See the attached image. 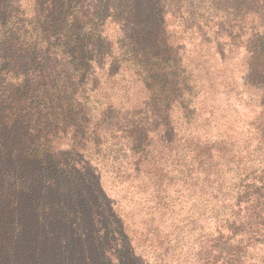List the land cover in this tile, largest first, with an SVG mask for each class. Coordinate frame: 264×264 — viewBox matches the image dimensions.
Segmentation results:
<instances>
[{
    "label": "trees",
    "instance_id": "trees-1",
    "mask_svg": "<svg viewBox=\"0 0 264 264\" xmlns=\"http://www.w3.org/2000/svg\"><path fill=\"white\" fill-rule=\"evenodd\" d=\"M135 1L0 0V264H264V34L188 69Z\"/></svg>",
    "mask_w": 264,
    "mask_h": 264
},
{
    "label": "rangeland",
    "instance_id": "rangeland-1",
    "mask_svg": "<svg viewBox=\"0 0 264 264\" xmlns=\"http://www.w3.org/2000/svg\"><path fill=\"white\" fill-rule=\"evenodd\" d=\"M261 1L263 0L135 2L148 6L159 4L164 13L165 36L170 38L172 50L182 56L181 67L212 72L243 71L249 67L245 60L246 42L264 34V8ZM102 185L108 196L118 202L119 215L130 213L132 209L129 208H133L132 189L127 184H120L111 173L102 177ZM130 226L134 238H139V244L146 246L147 242L141 239L143 235L137 231V221L134 226L130 223ZM139 244H136L138 250L142 248L146 254L150 253Z\"/></svg>",
    "mask_w": 264,
    "mask_h": 264
}]
</instances>
